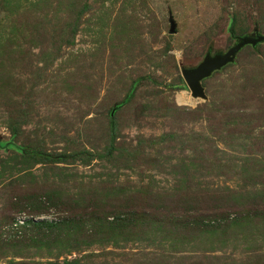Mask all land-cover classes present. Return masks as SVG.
I'll list each match as a JSON object with an SVG mask.
<instances>
[{
    "label": "rangeland",
    "instance_id": "obj_1",
    "mask_svg": "<svg viewBox=\"0 0 264 264\" xmlns=\"http://www.w3.org/2000/svg\"><path fill=\"white\" fill-rule=\"evenodd\" d=\"M256 33L264 0H0V264L264 263V42L202 81L205 98L181 76ZM162 134L128 162L15 149L102 154ZM129 215L126 233L106 229ZM16 219L60 224L44 240Z\"/></svg>",
    "mask_w": 264,
    "mask_h": 264
},
{
    "label": "trees",
    "instance_id": "obj_2",
    "mask_svg": "<svg viewBox=\"0 0 264 264\" xmlns=\"http://www.w3.org/2000/svg\"><path fill=\"white\" fill-rule=\"evenodd\" d=\"M261 44H258L256 47L246 46L244 48L256 51L259 48V46H261ZM229 65H231V64H229ZM176 108L178 110L185 112L187 115H189V114L197 115L202 110L201 107L191 109L188 107L176 106ZM10 110H11V116H12L13 120L11 121L9 129H10V132L12 134V137L14 139H17V137L19 136V132H20L19 124H20V120H21L22 116L20 115V113H18L16 111L15 108H10ZM109 120L112 124L111 115H109ZM174 137L175 136L173 134H162L159 137L150 138V139L141 138L138 141V145L134 148H132V147L131 148L120 147L117 144H113L111 142V144L108 146V149L106 150V152H104L102 154H97V153H93V152L86 151V150H80V151L72 152L69 154H60V153L49 154V153H45L43 151L42 152L41 151L40 152L35 151L34 149H30L29 147L25 148V146H23V147L17 146V147H15V149L17 151L21 152L22 155L33 159L36 163H39V164L40 163L41 164H43V163H54V164H56V163H65V162L66 163H74L76 161H83L84 163H87V162H90V161L95 160V159H104V160H107L108 162H111V161H115L119 158H122L124 161L128 162L131 159L136 158V156L134 154L140 153L141 147L144 146L146 143L153 145V144H157L160 142H165L167 140L173 139ZM115 150L120 152V154L117 158L114 156ZM143 205L149 206V203L146 201L145 203H143ZM131 211L133 213H135V215L138 218L137 220L135 219L136 222L139 220L146 221V224L143 226L145 228L147 226H151V225H154L156 223V222H152V220L149 218L152 213H150V210L146 209V207L132 209ZM132 217H134V216L129 215V216H126V218H123V217L113 218L112 221L106 222L105 227L109 232H112L115 234L116 233L117 234H124L127 232L126 229L129 228L132 221H134V219ZM136 222H134V227H135ZM59 224H60V222H57V223L48 222V221L34 222L31 220H28L22 226H19V229H20L21 233H24V231H26V230L28 231L30 229V230L34 231V233L36 235L42 236V238L45 240L46 238H48V236L43 237L44 230L56 228V227H58ZM37 232H39V234H37ZM15 234H17V233H15ZM109 234H111V233H109ZM42 238H39L37 236L36 238L33 239V241H37L40 244L41 243L44 244ZM49 264H78V260H72V261L65 260L62 263H59V262L51 263L50 262ZM251 264H256V263L253 262ZM258 264H264V263H258Z\"/></svg>",
    "mask_w": 264,
    "mask_h": 264
},
{
    "label": "water",
    "instance_id": "obj_3",
    "mask_svg": "<svg viewBox=\"0 0 264 264\" xmlns=\"http://www.w3.org/2000/svg\"><path fill=\"white\" fill-rule=\"evenodd\" d=\"M175 32V24L170 22V33ZM264 42V35L256 33L254 36H237L234 45L226 52L215 54L206 53L203 60L191 68H183L181 76L193 97L205 98L201 82L211 77L229 64L234 63L237 54L246 46L256 47Z\"/></svg>",
    "mask_w": 264,
    "mask_h": 264
},
{
    "label": "built area",
    "instance_id": "obj_4",
    "mask_svg": "<svg viewBox=\"0 0 264 264\" xmlns=\"http://www.w3.org/2000/svg\"><path fill=\"white\" fill-rule=\"evenodd\" d=\"M16 222L19 223V224H21V225L24 224V220H22V219L21 220L20 219H16Z\"/></svg>",
    "mask_w": 264,
    "mask_h": 264
}]
</instances>
